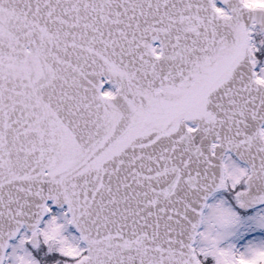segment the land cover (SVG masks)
Masks as SVG:
<instances>
[{"label":"snow or ice","instance_id":"1","mask_svg":"<svg viewBox=\"0 0 264 264\" xmlns=\"http://www.w3.org/2000/svg\"><path fill=\"white\" fill-rule=\"evenodd\" d=\"M0 264H264V0H0Z\"/></svg>","mask_w":264,"mask_h":264}]
</instances>
